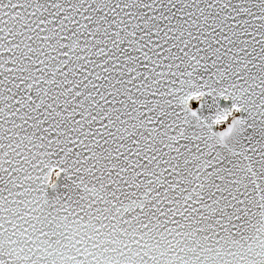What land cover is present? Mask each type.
<instances>
[{
  "label": "snow or ice",
  "instance_id": "6c2138e0",
  "mask_svg": "<svg viewBox=\"0 0 264 264\" xmlns=\"http://www.w3.org/2000/svg\"><path fill=\"white\" fill-rule=\"evenodd\" d=\"M0 264H264V0H0Z\"/></svg>",
  "mask_w": 264,
  "mask_h": 264
},
{
  "label": "water",
  "instance_id": "95a60500",
  "mask_svg": "<svg viewBox=\"0 0 264 264\" xmlns=\"http://www.w3.org/2000/svg\"><path fill=\"white\" fill-rule=\"evenodd\" d=\"M225 103H230V102H225V101L221 100V104H225Z\"/></svg>",
  "mask_w": 264,
  "mask_h": 264
}]
</instances>
